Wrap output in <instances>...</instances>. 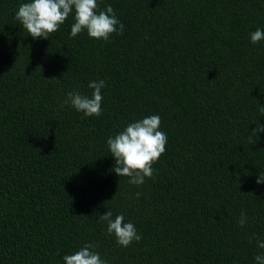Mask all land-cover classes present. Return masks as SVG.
<instances>
[{
	"label": "trees",
	"instance_id": "obj_1",
	"mask_svg": "<svg viewBox=\"0 0 264 264\" xmlns=\"http://www.w3.org/2000/svg\"><path fill=\"white\" fill-rule=\"evenodd\" d=\"M25 2L0 0V264H64L85 244L107 264H255L264 40L250 33L264 30V0H98L124 25L108 41L71 37L72 15L33 39L15 18ZM100 80V116L64 103ZM150 115L166 151L135 186L107 140ZM108 210L141 240L119 246L99 222Z\"/></svg>",
	"mask_w": 264,
	"mask_h": 264
},
{
	"label": "clouds",
	"instance_id": "obj_2",
	"mask_svg": "<svg viewBox=\"0 0 264 264\" xmlns=\"http://www.w3.org/2000/svg\"><path fill=\"white\" fill-rule=\"evenodd\" d=\"M70 15L74 19L70 33L73 38L86 30L90 38L108 41L112 34H123L124 31V25L114 9L108 5L100 10L98 0H28L20 4L15 18L33 39H49L51 34L59 31ZM262 40L264 30L258 28L250 33L252 44ZM88 87L94 90L91 97L73 91L67 94L64 103L70 104L85 116H100L103 99L101 89L105 87V81H92ZM258 111L264 115V105H260ZM161 123L159 115H150L128 124L118 134L108 138L107 146L115 158L113 171L119 177H129V184L140 186L145 183V178L153 177V164L165 153L168 140L166 133L160 130ZM259 132H264V125L257 122V128L249 136L251 143H256L253 137L258 139ZM256 183L264 184V172L259 174ZM140 195L136 193V198ZM104 221L107 222V234L114 235L119 246L128 247L133 241L141 240L135 225L125 223L123 215H116L113 219L112 211L108 210L106 214L100 215L99 222ZM238 223L241 227L245 226L246 213H241ZM256 242L258 248L264 249V240L256 238ZM94 248V244H85L74 254L64 255V264H107L98 252L92 250ZM254 259L255 264H264V252Z\"/></svg>",
	"mask_w": 264,
	"mask_h": 264
}]
</instances>
